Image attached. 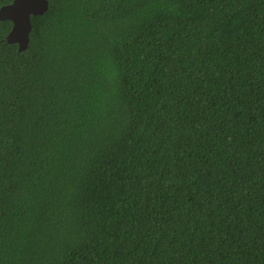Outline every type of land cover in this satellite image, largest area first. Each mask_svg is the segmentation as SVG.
Listing matches in <instances>:
<instances>
[{
  "label": "trees",
  "instance_id": "trees-1",
  "mask_svg": "<svg viewBox=\"0 0 264 264\" xmlns=\"http://www.w3.org/2000/svg\"><path fill=\"white\" fill-rule=\"evenodd\" d=\"M48 1L0 21V264H264V0Z\"/></svg>",
  "mask_w": 264,
  "mask_h": 264
},
{
  "label": "water",
  "instance_id": "water-1",
  "mask_svg": "<svg viewBox=\"0 0 264 264\" xmlns=\"http://www.w3.org/2000/svg\"><path fill=\"white\" fill-rule=\"evenodd\" d=\"M49 10L48 0H13L0 8V21H11L13 26L8 35L10 44H17L24 52L30 44L33 16H42Z\"/></svg>",
  "mask_w": 264,
  "mask_h": 264
}]
</instances>
